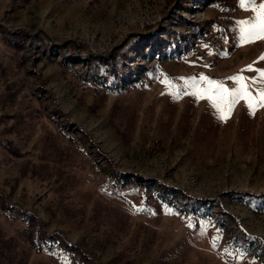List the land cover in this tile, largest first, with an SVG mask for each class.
Returning <instances> with one entry per match:
<instances>
[{"label": "rangeland", "instance_id": "374dc122", "mask_svg": "<svg viewBox=\"0 0 264 264\" xmlns=\"http://www.w3.org/2000/svg\"><path fill=\"white\" fill-rule=\"evenodd\" d=\"M254 15L240 0H0V139L21 151L0 144V197L76 244L35 252L16 232L24 264H264V39L242 43L238 23ZM172 185L201 199L162 200Z\"/></svg>", "mask_w": 264, "mask_h": 264}, {"label": "trees", "instance_id": "16d2710c", "mask_svg": "<svg viewBox=\"0 0 264 264\" xmlns=\"http://www.w3.org/2000/svg\"><path fill=\"white\" fill-rule=\"evenodd\" d=\"M17 31L6 30V33L3 35L5 41H12V36L16 35ZM94 56V55H90ZM93 58L103 59L99 55H95ZM106 62L111 63L112 67L115 68V64L110 60H106ZM0 144L8 149L14 155H20L21 151L18 150L16 146H13L8 139L3 140L0 139ZM61 150H53L50 156L54 158L59 156ZM39 165L42 164L40 162L36 163L34 160L30 158H25L21 162V173L29 175H34L39 172ZM116 171H121L116 169ZM122 177V176H121ZM120 179L116 176L113 177V184L118 186L121 184ZM171 190L169 192L163 193L160 198L165 201H171V198L175 194H180L182 192L183 198L187 201L189 199H201L194 194L186 193L183 190H179L178 186H170ZM179 192V193H178ZM0 215L12 220L13 218H17L21 221V224L15 227L14 233H7V230L3 228L2 222L0 221V259L5 264H24V253L25 249L17 248L18 240L16 239V232L23 234L24 238L27 240V245L32 249V251L39 252L42 250H55L58 248L66 249L70 254L75 248V243L67 240L63 234L57 229L47 230L44 227L43 220L40 218L38 214L31 212L28 208L20 207L15 203L7 200L5 197H0ZM60 233V236L64 241L68 243V247H64L63 243L59 240L57 234ZM70 248V249H68ZM72 255V254H71ZM70 264H79L77 263L75 258H71Z\"/></svg>", "mask_w": 264, "mask_h": 264}, {"label": "snow or ice", "instance_id": "6c2138e0", "mask_svg": "<svg viewBox=\"0 0 264 264\" xmlns=\"http://www.w3.org/2000/svg\"><path fill=\"white\" fill-rule=\"evenodd\" d=\"M241 7L251 8V11L255 14L251 20L238 22L241 25L240 28V40L242 43L252 42L254 39H264V3H261L257 8L254 5V0H240ZM264 59V57H262ZM247 70H251V66ZM264 79V72L259 74ZM238 81H242V77L235 78ZM240 94L247 98L252 99L247 91V85L240 83ZM259 103L264 106V90L257 93ZM251 106V105H250Z\"/></svg>", "mask_w": 264, "mask_h": 264}]
</instances>
